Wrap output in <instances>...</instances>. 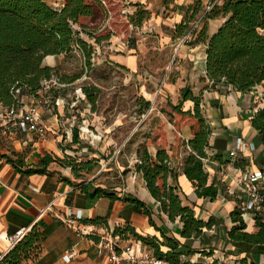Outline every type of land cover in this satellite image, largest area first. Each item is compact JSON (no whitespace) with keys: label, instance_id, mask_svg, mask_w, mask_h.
Instances as JSON below:
<instances>
[{"label":"trees","instance_id":"1","mask_svg":"<svg viewBox=\"0 0 264 264\" xmlns=\"http://www.w3.org/2000/svg\"><path fill=\"white\" fill-rule=\"evenodd\" d=\"M104 5V0H66L62 8H53L45 0H0V102L9 106L15 104L17 90H21L19 97L26 93L32 97H40L42 83L52 78L59 79L65 85L80 79V76L73 79L62 77L56 67L44 66V60L49 56H68L78 52L90 65L94 47L81 36L86 34L96 44L111 39L112 33L105 37L93 31L88 32L91 25L96 23L97 14ZM198 11L196 9L195 14ZM146 15V12L138 11L135 16L139 21L134 25L141 27ZM206 18L227 19L212 37L208 36L206 25L196 40L197 43L208 42L206 75L210 86L207 88L224 87L248 93L264 85V0H223L221 5L213 7ZM131 20H134L133 17ZM188 30V24L180 25L176 35L183 37ZM84 94L95 104L93 91L84 89ZM143 102L146 108L150 107V102ZM187 102L193 103L191 109H184ZM168 103L174 115L192 119L189 127L191 139L187 140L183 137L184 132L179 131L174 133L173 141L161 140L158 132L150 134L148 139L152 142L155 153H151L147 145H142L136 152L138 161L134 168L169 220H180L183 225L182 238L198 239L205 230H211L222 222L213 217L205 222L197 217L195 207L186 203L187 197L179 185V177L186 176L199 199L214 202L222 188L215 183L209 184L206 162H224L221 156L209 154L212 150L210 139L213 131L202 110L203 94L196 96L192 89L186 87L181 91L176 105L170 101ZM252 125L264 141V109L255 114ZM77 136V133L73 135V144L80 143ZM0 158L7 160L22 175L50 174L47 160H42L39 165L29 166L24 156L17 152H13L11 156L0 155ZM57 160L61 166L71 169L76 180L82 179V171H93L91 162L77 163L70 156L63 161ZM235 166L245 168L246 160L237 159ZM67 182L71 184L70 181ZM84 184L82 192L90 200L103 196L113 201L136 205L144 211L149 224L160 233V237L143 236L126 224L115 227L114 236H119L126 242L132 237L145 250L168 264H225L217 259L211 263H206L203 259L193 262L189 257L196 252L185 251V247L177 239L168 237L159 229L147 205L138 198L129 194L120 198L115 192L96 187L90 193L92 184ZM230 218L234 226L228 232L229 242L241 254H247V257L264 253V221L255 218L257 232L249 233L247 223L238 209L230 214ZM92 224L107 225V221L97 219ZM43 240L44 232L38 225L34 226L0 260V264H28L41 252ZM201 254L204 257L213 256V253L209 255L208 252ZM240 262L248 264L247 259Z\"/></svg>","mask_w":264,"mask_h":264},{"label":"crops","instance_id":"2","mask_svg":"<svg viewBox=\"0 0 264 264\" xmlns=\"http://www.w3.org/2000/svg\"><path fill=\"white\" fill-rule=\"evenodd\" d=\"M128 1L135 5L133 9H139L152 16L144 32L153 34L161 49L171 52L175 68L179 70L172 80L169 76L159 80L161 90L164 88L167 97H176L177 102L180 100L181 91L186 87L192 89L196 96L203 94L204 114L213 131L210 139L212 150L209 154L221 156L224 162L223 164L216 161L206 162V171L209 173V184L221 185V193L214 202L199 199L193 184L185 175H181L178 181L187 197L186 203L195 207L198 218L207 222L213 217L222 224L205 230L198 239L182 238L183 225L180 220L177 219L175 222L169 220L163 213L160 203L152 198L146 189L145 182L140 176L138 190L135 185H130L118 196L122 198L129 194L144 202L159 229L168 237L177 239L185 247V251L196 252L194 256L189 257L193 262L200 260L202 252H208L213 253L215 259L225 264H241L240 261L244 259H247L248 264H264V253L247 257V254H241L228 238V232L234 226L230 214L237 209L234 198L229 194L233 187V179L245 170L257 171L264 167V141L252 125L255 110L264 109V85L248 93L224 87L207 88L210 86L206 75L208 42H196L202 27L198 28L191 41L184 43L183 38L200 21L201 24L207 25L209 37L227 21L224 18H206L208 6L216 0ZM222 2L223 0H219L217 4L221 5ZM196 9L199 10L197 14ZM187 24L189 30L185 36L176 35L178 27ZM62 58L63 56H49L44 60V66L55 68ZM132 59L133 61L128 59L126 63L134 70L136 63L134 57ZM23 101L28 104V97L23 96ZM173 104L176 105V101ZM185 106L191 109L193 103L187 102ZM53 111L55 114L42 108L43 121L45 119L47 127L51 125L53 128L51 130L56 136L55 131H59L60 128V121H57V118L60 117L55 110ZM62 112L65 110L59 111V114L64 116ZM47 136L40 138L35 135H19L14 141L0 142V155L11 156L13 152L20 153L29 166H36L42 160H47L50 173L22 175L16 172L7 160L0 158V256H5L9 252L11 237L22 230L28 233L36 225L44 232V240L41 252L28 264H109L107 257L98 256L97 234L103 236L109 228L126 224L143 236L160 237V233L149 224L144 211L136 205L113 201L103 196L95 200L88 199L82 192L83 184L76 183L71 169L61 166L57 160H65L69 156L68 152L59 147L56 139L50 140ZM183 137L191 139L190 130H187ZM239 139L248 145L245 153L238 155L239 158L246 160L245 168L236 167V160L231 155ZM93 189L94 187H90L89 192L92 193ZM52 203V212L45 211ZM68 208L84 212V220L76 228L68 227L56 217L58 214L63 215ZM97 219L107 221V225L92 224ZM246 223L247 232H257L254 220L248 219ZM72 252L73 258L66 262L64 256Z\"/></svg>","mask_w":264,"mask_h":264},{"label":"rangeland","instance_id":"3","mask_svg":"<svg viewBox=\"0 0 264 264\" xmlns=\"http://www.w3.org/2000/svg\"><path fill=\"white\" fill-rule=\"evenodd\" d=\"M45 1L53 8H62L66 3V0ZM104 1L106 5L99 10L97 21L88 32L105 37L112 33V37L96 44L86 34L81 36L94 47L90 65L77 52L63 55L58 62L57 72L62 77L80 76V79L51 92L50 97H61L69 111L65 109L62 116L59 111L63 105L52 108L60 117L57 121L65 126L62 128L61 124L55 136L48 125L47 138L56 139L59 147L77 163H92L93 171H82V179L76 183L92 184L119 195L130 185L138 190L139 176L134 168L138 161L136 152L145 144L155 153L149 135L158 132L161 140L172 141L176 131L189 130L192 119L174 115L168 102L178 103L176 97H167L165 89L161 90L159 80L164 76L172 80L179 70L175 68L171 52L162 50L153 34L144 32L152 16L147 14L138 27L134 25L139 21L135 15L140 10L133 9L135 5L128 0ZM202 24L200 28L205 27ZM132 57L136 63L134 70L126 63L128 59L133 61ZM84 89L94 92L95 104L86 97ZM25 97L30 101L32 96L26 93ZM143 101L150 102V107L146 108ZM202 110L204 113L203 106ZM70 131L73 132L68 135ZM76 133L79 144L72 142ZM128 241L136 242L132 237ZM200 259L211 263L215 257L213 254Z\"/></svg>","mask_w":264,"mask_h":264},{"label":"built area","instance_id":"4","mask_svg":"<svg viewBox=\"0 0 264 264\" xmlns=\"http://www.w3.org/2000/svg\"><path fill=\"white\" fill-rule=\"evenodd\" d=\"M208 6L207 11L210 12L218 3ZM201 22L187 33L183 38L186 43L193 39L195 32L198 30ZM78 53V52H77ZM67 85L62 84L59 79L42 83V89L39 94L42 97H31L30 104L23 101V97H19L21 90H17L15 99L17 102L13 105H5L0 102V141H14L19 135H35L40 138L47 136L49 130L43 121L42 108L47 111L54 112L52 108H60L64 101L61 97H50L53 89L65 88ZM57 108V109H58ZM258 110H255L257 113ZM61 125V124H60ZM65 125H62L63 128ZM70 131L68 135H71ZM248 145L238 140L235 150L232 152L233 159H240L238 155L244 154ZM229 194L234 198L237 209L245 220H254L260 218L264 221V167L257 171L245 170L233 179V187L229 190ZM53 203L50 204L45 211L52 212ZM65 225L70 228H76L84 220V212L80 209L68 208L63 215H56ZM27 231H19L10 238V250L23 240ZM99 241L96 243L98 256L100 258L107 257L109 264H168L165 261L157 259L151 252L145 250L139 242H126L119 236H114V228H109L105 235L97 234ZM9 250V251H10ZM74 253H67L64 256L66 262H70ZM4 256H0V260Z\"/></svg>","mask_w":264,"mask_h":264}]
</instances>
